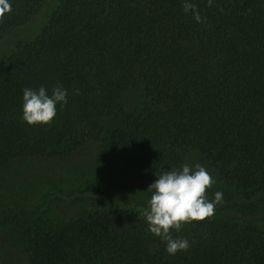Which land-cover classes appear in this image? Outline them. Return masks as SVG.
I'll return each instance as SVG.
<instances>
[{
  "label": "trees",
  "instance_id": "trees-1",
  "mask_svg": "<svg viewBox=\"0 0 264 264\" xmlns=\"http://www.w3.org/2000/svg\"><path fill=\"white\" fill-rule=\"evenodd\" d=\"M46 1L6 0L0 37L31 26ZM57 2L0 62V167L100 146L108 156L90 160L85 183L103 185L88 193L121 190L147 206L151 194L129 191L117 164L160 171L196 153L235 192L172 231L187 251L169 255L142 209L117 206L28 229L30 264H264V228L240 222L241 206L264 201V0H194L201 23L184 0ZM58 84L67 104L49 124H27L23 89Z\"/></svg>",
  "mask_w": 264,
  "mask_h": 264
},
{
  "label": "rangeland",
  "instance_id": "rangeland-1",
  "mask_svg": "<svg viewBox=\"0 0 264 264\" xmlns=\"http://www.w3.org/2000/svg\"><path fill=\"white\" fill-rule=\"evenodd\" d=\"M57 3V0H47L31 26L0 37V62L17 44L38 35ZM105 156H108L105 148L98 146L67 159L30 158L0 167V264H30L23 239L24 234L32 227L68 222L83 210L97 211L117 206L132 209L146 207V204L135 201L121 190L103 192L100 195L88 193L98 192L103 185V180L93 184L85 183L86 178L92 175L87 168L90 160L95 157L104 159ZM184 161L176 168L185 163H200L211 173L214 183L206 189L207 196L217 191L222 192L223 196L226 192H235L234 187L222 181L217 170L203 163L198 154L191 153ZM71 165H79L80 168L72 172ZM117 165L121 180L125 181L129 191L152 194L147 190L148 186L160 171ZM256 210L260 213L255 212ZM240 213V222L264 228V201L245 204L240 207Z\"/></svg>",
  "mask_w": 264,
  "mask_h": 264
},
{
  "label": "clouds",
  "instance_id": "clouds-1",
  "mask_svg": "<svg viewBox=\"0 0 264 264\" xmlns=\"http://www.w3.org/2000/svg\"><path fill=\"white\" fill-rule=\"evenodd\" d=\"M214 0H207L211 7ZM10 3L0 0V15L10 10ZM184 13L201 23L199 6L194 0H184ZM76 94L79 90H75ZM68 89L56 85L51 94L44 86L38 89H23L22 119L29 125L49 124L57 115V105L63 107L68 102ZM156 179L148 186L151 197L147 206L141 210L148 230L165 242V251L175 255L178 251H187L190 241L187 237H174L172 231H179L184 223L202 221L214 215L216 205L222 202L223 193L215 192L209 199L206 189L214 183L208 169L200 164H183L179 168H161Z\"/></svg>",
  "mask_w": 264,
  "mask_h": 264
}]
</instances>
